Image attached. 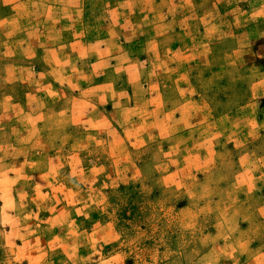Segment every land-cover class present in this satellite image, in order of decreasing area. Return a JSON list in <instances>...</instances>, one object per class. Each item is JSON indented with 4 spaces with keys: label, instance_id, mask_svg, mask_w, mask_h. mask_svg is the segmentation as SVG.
I'll return each instance as SVG.
<instances>
[{
    "label": "rangeland",
    "instance_id": "obj_1",
    "mask_svg": "<svg viewBox=\"0 0 264 264\" xmlns=\"http://www.w3.org/2000/svg\"><path fill=\"white\" fill-rule=\"evenodd\" d=\"M123 2L70 0L68 3L65 0L70 14L74 15L71 21L60 20L56 25L57 29H65L57 43L75 45L78 49L73 52L71 48H66L65 53L86 54L85 45L88 43L111 38V21L106 18L109 11H114L118 22L123 23L119 15L122 11L126 12L119 7ZM174 3L177 7L172 13H169L168 7L151 14L135 8L131 15L132 27L127 32L116 29L120 38L113 54L122 51L127 54V59L124 61L126 70L119 73L113 91L126 89L132 97L133 85L129 81H135L140 73L138 62L147 61L144 74L139 75V82L150 88L145 99L151 100V105L144 109V114L151 112L152 108L170 109L178 100H183L186 113L194 110L199 113L198 118L203 121L201 128L211 126L223 130L225 135L195 149L208 157L203 162L199 158L186 159L184 164L178 162L153 172L151 151L136 160L130 157L128 163L134 165V169L130 167L126 179L104 190L105 205H93L94 210H86L87 218L77 216L73 210L71 219L76 221L80 231H86L89 236L94 225L105 229L111 224L110 235L124 233L128 237H138L137 244L142 250L140 259L147 253L154 256L155 264H189V261L236 264L237 260L239 264H247L250 257L259 255L258 250L264 245V225L255 214L258 207L264 206V17L250 19L252 10L259 6L258 0H244L239 5L236 0H174ZM155 4L159 5L160 0H155ZM238 6L244 15L233 13ZM29 10L28 0H0V117H11L3 121L5 131L11 132L15 128L21 138L26 136L24 116L29 111V94L35 97L34 102L44 95L35 92L29 72L52 73L54 67L45 62V50L39 48L35 40L31 43L34 57L28 55V44H20V41L27 40V35L17 29L26 24L23 13ZM146 15L147 21L144 19ZM8 32L13 35L8 36ZM80 32L84 35L79 36ZM125 35L131 39L125 40ZM96 60L97 57H92L90 62L95 63ZM112 64V68L103 70L104 75L91 82L93 87L113 80L116 61ZM154 65L155 74L152 73ZM45 82L52 83L54 90L62 87L51 76H45ZM152 82H155L154 87ZM81 87L87 89L89 84L82 82ZM48 99L51 101L52 98ZM17 105L22 111L17 110ZM61 106L62 101L55 105L57 110ZM135 106L136 100H133ZM83 111H86V105L77 109L76 123L69 126L68 131L77 135L83 133L84 117L80 115ZM100 111L111 119L116 112L111 99ZM180 115L176 112L175 119L179 120ZM237 125L240 127L236 128ZM114 127L122 132L117 125ZM229 129L237 131L230 141L227 139ZM90 131L95 134L98 130ZM190 135L195 133L189 128H178L175 132L178 141L184 142L182 147L191 146ZM16 142L15 137L10 141L13 145ZM174 147V144L165 141L163 151L171 152ZM129 151L136 149L130 148ZM176 154L180 155L179 150ZM184 155L187 156V153ZM42 159V156H34L31 162L38 164ZM23 163L24 156H19L17 167ZM219 164L222 167H217V171L223 179L219 183L221 196L215 198L218 201L215 209L210 206L197 213L193 198L186 195L170 198L166 184L184 180L186 173L188 179L194 178V183H204L206 178H210V167ZM109 171L116 179V170ZM24 173L39 175L31 168H25ZM16 175V172L9 173L8 181L15 180ZM21 182L12 185L13 203L14 189ZM105 182L101 177L94 187L98 188ZM226 200L240 213L239 228L234 233H230L221 222L232 211V208L225 211L223 205ZM4 205L5 201L0 200V208ZM31 207L37 211L35 205ZM50 216L52 213L42 211L40 218ZM7 230L12 231L11 227ZM59 232L60 229L55 228L53 233H36L31 241L36 244L39 237V251L32 249L31 244L25 247L24 240L15 239L11 247L0 248V264H5L13 256L17 257L16 264H30V261L31 264H73V260L85 264L93 249L80 247L70 260V249L52 245L53 234ZM201 233L208 237L203 243L199 239ZM120 243V240H112L103 245L102 251L98 246L95 251L99 255L94 259L108 257L114 248H119ZM234 247L238 249L235 252L232 251ZM113 264H120L118 256ZM123 264H138L137 255L127 256ZM256 264L260 261L257 260Z\"/></svg>",
    "mask_w": 264,
    "mask_h": 264
},
{
    "label": "clouds",
    "instance_id": "obj_2",
    "mask_svg": "<svg viewBox=\"0 0 264 264\" xmlns=\"http://www.w3.org/2000/svg\"><path fill=\"white\" fill-rule=\"evenodd\" d=\"M242 2L244 0H236L237 5ZM68 3H65V0H35V2L28 0L30 10L23 13L26 24L17 29L27 35V40L20 41V44L29 45L28 55L35 56V52L31 50V43L35 40L37 46L45 50V62L54 67L52 73L29 72V79L35 85V92L44 95L34 102L35 97L29 94V111L24 116L25 137L21 138L15 128H12L11 132H6L3 121L11 117L6 115L0 117V200L5 201L4 207L0 208V248H9L14 244L15 239H21L24 240L25 247L31 244L32 249L39 251V237L36 238V244H32L31 238L36 233L41 235L53 233V229L59 228V234H53L52 245L70 249L72 253L70 260L75 257L78 248L91 247L93 252L86 258L85 264H113L117 256L120 258V264H123L124 258L134 253L137 255L138 264H155L153 255L145 253L143 259H140L142 250L137 244L138 237H128L124 233L110 235L111 224L105 229H100L98 224L94 225L90 236L86 231H80L76 221L71 219L73 210L77 216L83 215L87 218L86 210H94L93 205L97 207L105 205L104 190L113 188L118 181L126 179L130 167L134 169V165L128 163L130 157L136 160L151 151L154 162L153 172L177 165L178 162L184 164L186 159L199 158L202 162L207 161L208 157L196 152L195 149L217 140L218 137L224 136L225 132L207 125L201 128L203 121L198 118L199 113L195 110L186 113L183 110V100H178L170 109L152 108L151 112L144 114V109L151 105V100L145 99L150 88L139 82V75L144 74L147 61L138 62L140 73L135 81H129L133 85L132 97L126 89L113 91L119 73L126 70L124 61L127 59V54L122 51L113 54L120 38V33L116 29L127 32L132 27L131 15L135 8L151 14L157 9L168 7L169 13H172L177 7L174 0H160L159 5L155 4V0H124L119 5L120 9L126 10L119 14L123 23L118 22L114 11H109L106 18L111 21L109 25L111 38L97 39L88 43L85 45L86 54L80 55L65 53L66 48H71L73 52L77 51L75 45L57 43L61 39V32L65 29H57L56 25L60 20L73 19L74 14H70ZM258 4L259 6L251 12L252 20L264 17V0H258ZM233 13L244 15L239 6L233 10ZM144 19L147 21L148 16L146 15ZM136 27L139 30V25ZM7 35L12 36L13 33L8 32ZM73 35L77 33L73 32ZM78 35L83 36L84 33L80 32ZM124 39L130 40L131 37L125 35ZM92 57H97L95 63L90 62ZM113 61H116L113 80L105 85L93 87L91 82L98 76L104 75V69L112 68ZM152 73L155 74V65ZM45 76H51L62 87L54 90L52 83L45 82ZM82 82H87L89 87L82 88ZM151 86L154 87L155 82H152ZM49 97L52 98L51 101ZM110 99L116 110L115 114L111 115V119L109 115L100 111ZM133 100H136L135 107ZM61 101L62 106L57 110L55 105ZM81 105H86V111L80 113L84 117L82 122L84 131L77 135L67 129L76 123L77 109ZM15 107L18 111H22L18 105ZM176 112L181 113L179 120L175 119ZM37 124L40 125L39 128ZM114 125H117L122 132ZM235 127L239 128L240 125ZM178 128H189L195 133L194 136L189 137L191 146L182 147L183 140L178 141L175 136ZM91 129L98 131L92 134ZM236 135L237 131L229 129L227 139L230 141ZM13 137L17 141L15 145L10 143ZM165 141L175 145L171 152L163 151ZM130 148L136 151L130 152ZM177 150L180 155L176 154ZM184 153H187V156ZM19 156H24V163L17 167ZM34 156H42L43 159L38 164H33L31 161ZM217 167H222V164L210 167V178H206L204 183H194V178L188 179L186 173L184 180L166 184L170 198L177 199L185 195L193 198L197 213L203 212L210 206L215 209L218 203L215 198L221 196L218 187L223 179ZM25 168H31L39 175L25 174ZM109 169L116 170V179H113ZM11 172H16L17 175L15 180L9 182L8 175ZM101 177L106 182L98 188L94 187ZM18 181L22 182L14 189L13 203L12 185L17 184ZM45 191L47 194H42ZM68 204L76 207L69 208ZM32 205H35L37 211L32 210ZM223 207L227 211L232 205L226 200ZM42 211L50 212L52 216L42 219L40 218ZM255 214L264 225V206L258 207ZM239 218V210L232 208L231 213L221 222L230 233H234L239 228ZM9 227L12 229L11 232L7 230ZM121 237L124 239L121 240ZM199 239L203 243L208 237L201 233ZM112 240L121 241L119 248H114L108 257L100 256V259H94L99 255L95 249L99 246L102 251L103 245L111 243ZM237 250L235 247L232 249L233 252ZM258 252L259 255L250 257L247 264H256L257 260L260 264H264V245ZM16 259L17 257L13 256L5 264H16ZM73 264L80 262L73 260ZM189 264H203V262L189 261ZM208 264L212 262L209 261ZM236 264H239L238 260Z\"/></svg>",
    "mask_w": 264,
    "mask_h": 264
}]
</instances>
